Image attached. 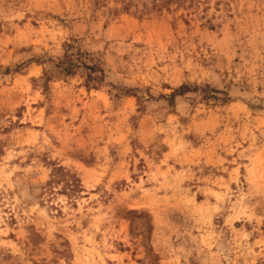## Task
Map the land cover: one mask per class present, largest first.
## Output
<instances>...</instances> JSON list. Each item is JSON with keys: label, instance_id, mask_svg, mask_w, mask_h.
Here are the masks:
<instances>
[{"label": "rangeland", "instance_id": "374dc122", "mask_svg": "<svg viewBox=\"0 0 264 264\" xmlns=\"http://www.w3.org/2000/svg\"><path fill=\"white\" fill-rule=\"evenodd\" d=\"M0 264H264V0H0Z\"/></svg>", "mask_w": 264, "mask_h": 264}, {"label": "trees", "instance_id": "16d2710c", "mask_svg": "<svg viewBox=\"0 0 264 264\" xmlns=\"http://www.w3.org/2000/svg\"><path fill=\"white\" fill-rule=\"evenodd\" d=\"M69 65H70V62L67 64V66L65 67V70H70V68H69ZM62 169V168H61Z\"/></svg>", "mask_w": 264, "mask_h": 264}]
</instances>
